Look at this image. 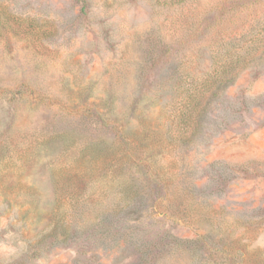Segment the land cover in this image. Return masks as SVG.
<instances>
[{
    "label": "rangeland",
    "instance_id": "374dc122",
    "mask_svg": "<svg viewBox=\"0 0 264 264\" xmlns=\"http://www.w3.org/2000/svg\"><path fill=\"white\" fill-rule=\"evenodd\" d=\"M0 264H264V0H0Z\"/></svg>",
    "mask_w": 264,
    "mask_h": 264
},
{
    "label": "trees",
    "instance_id": "16d2710c",
    "mask_svg": "<svg viewBox=\"0 0 264 264\" xmlns=\"http://www.w3.org/2000/svg\"><path fill=\"white\" fill-rule=\"evenodd\" d=\"M227 74V78L225 79V80H222V79H218L217 77L216 78H214V80H212L213 81V84L215 85L217 82H220V84H225V82L226 81H228L229 80V78H228V76H229V74L228 73H226Z\"/></svg>",
    "mask_w": 264,
    "mask_h": 264
}]
</instances>
